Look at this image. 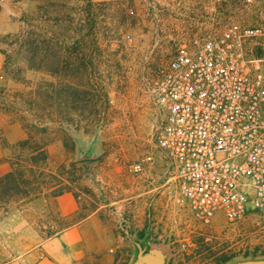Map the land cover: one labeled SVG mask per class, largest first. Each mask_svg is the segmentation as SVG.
<instances>
[{"label":"rangeland","instance_id":"1","mask_svg":"<svg viewBox=\"0 0 264 264\" xmlns=\"http://www.w3.org/2000/svg\"><path fill=\"white\" fill-rule=\"evenodd\" d=\"M37 4L0 0V40L28 30ZM40 4V16L55 12L50 18L62 19L52 29L59 40L71 35L76 21H88L81 31L87 43L77 66L59 76L31 69L24 60L8 64L1 54L7 48L0 44V151L6 157H25L28 151L14 145L27 133L31 145L44 148L47 158L34 165L20 162L18 192L9 191L0 202V264H12L15 251L29 245L34 233L46 239L89 215L122 238L129 251L127 264L135 255L127 234L167 250L166 264H228L263 257L264 218L250 217L229 227L218 213L206 226L162 194L166 165L154 141L161 114L153 100V82L182 43L220 32L232 21H248L242 7L230 0ZM42 34L36 64L43 58L39 65L47 68L58 53L61 58L71 55L47 49L50 35L45 30ZM81 63L86 67L80 72L76 68ZM145 156L154 163L143 174H133V163ZM5 168L0 167V174ZM60 188L78 206L69 215L54 204ZM12 195L16 197L9 199ZM24 227L29 232L24 234ZM21 233L25 237L18 239Z\"/></svg>","mask_w":264,"mask_h":264},{"label":"built area","instance_id":"2","mask_svg":"<svg viewBox=\"0 0 264 264\" xmlns=\"http://www.w3.org/2000/svg\"><path fill=\"white\" fill-rule=\"evenodd\" d=\"M230 1L248 21L179 45L152 86L162 194L206 226L218 213L229 227L264 218V0Z\"/></svg>","mask_w":264,"mask_h":264},{"label":"trees","instance_id":"3","mask_svg":"<svg viewBox=\"0 0 264 264\" xmlns=\"http://www.w3.org/2000/svg\"><path fill=\"white\" fill-rule=\"evenodd\" d=\"M51 0H47L49 3ZM42 5L40 4V0H38L37 10L32 18L33 24L28 26V30H23L21 33L18 34H8L2 37L3 40H0V44L5 45L7 48L6 50L2 51L1 54L5 57V62L8 64L15 63V61H26L28 62V67L34 70L43 69L46 72H49L52 75L59 76L63 71L67 70L71 66H77V56H82L86 47V37L85 34H81V31H85L82 26L88 22L86 21L84 25H80L78 21L75 22V28L70 29L68 33H71L70 36L64 37L63 40H59L56 37V34L52 31L58 25L62 24V19L60 18H50V14H55V12L49 13L46 12L42 16ZM43 24V25H42ZM79 25L80 28H77ZM47 31L50 36L47 38V49H52L55 53V48L61 50V52H68L71 54L70 56L63 57L58 53L57 58L54 57L53 64L48 65L47 68L39 65L43 58H40L37 62V56L39 54V49L41 50L44 45H39V39L41 38L42 31ZM43 35V34H42ZM44 35H46L44 33ZM94 44L97 46V42L94 40ZM50 45V46H49ZM73 50V51H72ZM27 53V56H24V53ZM71 57V58H70ZM56 59V60H55ZM52 61V62H53ZM85 63V61H83ZM91 63V62H90ZM94 64V62H92ZM91 65H89L90 68ZM41 67V68H40ZM86 67L81 63L80 66L76 68L77 71L83 70ZM53 122V120H52ZM59 130L63 129V126H58ZM27 134V133H26ZM31 137L26 135V137L20 141H18L14 147L15 150L18 151H28V154H25V157H21L20 159L16 158L15 155L12 157H3L0 159V167L3 168L4 165L8 170L5 168L4 172L0 174V202L4 201L5 196L8 194L9 191L18 192L19 185L17 183L18 179H20V172L16 167L20 166V162L27 160L31 164H37V161L46 160V154L44 152V148L42 147H33L31 145ZM22 155V154H21ZM16 161V162H15ZM32 167V166H31ZM16 171L18 173H16ZM66 193V190L60 188L55 197ZM19 195V194H18ZM15 198L16 195L8 196L9 199ZM140 238L143 237V234H140ZM223 263L227 261V259L223 258L221 260Z\"/></svg>","mask_w":264,"mask_h":264},{"label":"crops","instance_id":"4","mask_svg":"<svg viewBox=\"0 0 264 264\" xmlns=\"http://www.w3.org/2000/svg\"><path fill=\"white\" fill-rule=\"evenodd\" d=\"M26 137H19L16 143ZM15 143V144H16ZM5 157L0 151V159ZM62 215L78 208L73 196L64 193L54 198ZM22 230V229H21ZM24 234L29 232L24 227ZM21 233L18 239L25 237ZM29 245L15 251L12 264H127L129 251L122 238L109 227H103L89 215L46 239L37 233ZM20 244V243H19ZM24 244V243H23ZM22 247V246H21Z\"/></svg>","mask_w":264,"mask_h":264},{"label":"water","instance_id":"5","mask_svg":"<svg viewBox=\"0 0 264 264\" xmlns=\"http://www.w3.org/2000/svg\"><path fill=\"white\" fill-rule=\"evenodd\" d=\"M127 238L135 249V255L129 264H166L167 250L130 234H127ZM228 264H264V256L260 258H241Z\"/></svg>","mask_w":264,"mask_h":264}]
</instances>
